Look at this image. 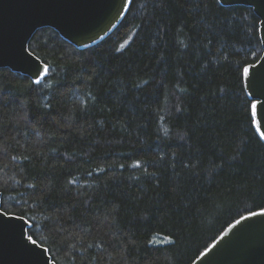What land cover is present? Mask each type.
I'll return each mask as SVG.
<instances>
[{"label":"trees","instance_id":"obj_1","mask_svg":"<svg viewBox=\"0 0 264 264\" xmlns=\"http://www.w3.org/2000/svg\"><path fill=\"white\" fill-rule=\"evenodd\" d=\"M40 84L0 69L1 210L55 264H191L264 209L243 68L259 19L218 0H132L78 50L42 28Z\"/></svg>","mask_w":264,"mask_h":264},{"label":"water","instance_id":"obj_2","mask_svg":"<svg viewBox=\"0 0 264 264\" xmlns=\"http://www.w3.org/2000/svg\"><path fill=\"white\" fill-rule=\"evenodd\" d=\"M131 2L0 0V69L25 76L34 84L42 83L48 67L28 48L37 30L50 28L76 49L84 50L101 42L118 27ZM218 2L223 7L250 8L259 19L262 54L256 63L246 66L249 75H242L245 94L251 105H257L255 119L260 121L264 117V108H261L264 104V0ZM261 141L264 143V139ZM252 213L227 226L191 264H264V214H261L264 209ZM0 214H3L0 216V264H55L45 247L28 240L31 224L23 217L1 210V193Z\"/></svg>","mask_w":264,"mask_h":264},{"label":"snow or ice","instance_id":"obj_3","mask_svg":"<svg viewBox=\"0 0 264 264\" xmlns=\"http://www.w3.org/2000/svg\"><path fill=\"white\" fill-rule=\"evenodd\" d=\"M45 71H47V69H45ZM243 75H245V76L249 75V68L248 67L243 68ZM37 83H39V81H37ZM251 108H252L253 124H254L256 131L259 134L260 138L264 139V131H261V127L264 126V117H262L260 121H257L255 119L256 115H257V105L252 104ZM261 108H264V104H261ZM261 214H264V213H261ZM2 215L3 214H0V216H2ZM252 215H257V213H252ZM237 223H239V221H237ZM28 240L31 241L33 244L36 243V241L33 240L31 235L28 236Z\"/></svg>","mask_w":264,"mask_h":264}]
</instances>
